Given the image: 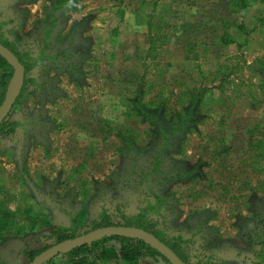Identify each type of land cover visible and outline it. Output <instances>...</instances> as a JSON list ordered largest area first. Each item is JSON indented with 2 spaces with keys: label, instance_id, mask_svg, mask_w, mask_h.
<instances>
[{
  "label": "rangeland",
  "instance_id": "374dc122",
  "mask_svg": "<svg viewBox=\"0 0 264 264\" xmlns=\"http://www.w3.org/2000/svg\"><path fill=\"white\" fill-rule=\"evenodd\" d=\"M230 2L0 0L3 40L24 60L39 59L5 116L20 125L0 132V218L21 219L0 230L9 237L0 264H27L73 219L80 233L93 231L103 210L121 225L120 215L154 205V192L165 203L147 216L148 230L187 240L179 250L187 263L256 261L264 2L244 13ZM147 102L151 119L135 109ZM15 245L19 257L8 253ZM100 253L107 264H168L125 262L117 242Z\"/></svg>",
  "mask_w": 264,
  "mask_h": 264
},
{
  "label": "trees",
  "instance_id": "16d2710c",
  "mask_svg": "<svg viewBox=\"0 0 264 264\" xmlns=\"http://www.w3.org/2000/svg\"><path fill=\"white\" fill-rule=\"evenodd\" d=\"M264 2V0H262ZM252 0H231L230 6L233 11H237L239 13H244L247 9L251 6ZM69 6L71 5L68 4ZM1 33V32H0ZM233 42V40H231ZM229 42V43H231ZM0 44L8 48L14 56L18 59V61L23 66V80L19 87L18 92L14 96V101L12 104L13 108L18 102L19 99L23 96L25 88L29 82H32L31 79L25 78V75L30 72L34 65L39 62V59H30L26 57L24 60L21 56H19L7 42H5L0 34ZM3 70V73H0V109L2 104L7 99V90L10 82L13 79V68L9 65V63L0 56V70ZM192 97V96H191ZM140 101V100H139ZM146 106H155L152 102H147L141 107L136 104L135 109H137L138 114L144 116L145 118L151 119V115L146 114L144 111ZM134 110V109H133ZM192 108L190 109V111ZM128 106V114L132 115L134 112ZM186 117L184 115H179L178 118L181 120V125L185 126L188 124L186 122ZM6 117L0 119V132L7 135H12L15 133L16 128L20 125L17 121H12L11 123H7L5 120ZM189 128V126L187 125ZM125 134V131H121ZM155 162V161H154ZM154 164V163H153ZM151 194L154 192L153 190H149ZM155 193V194H154ZM152 194V198L154 199V205L151 202H148L147 206L141 208L138 214L128 217L125 215H120V218L123 224H115L113 223L112 219L106 211L103 210L102 212V219L98 225H95L92 230L94 229H101V228H114V227H125V228H134L143 230L148 234H152L148 230V222L147 216L150 213H158L164 205V200L159 196L156 192ZM264 222V221H263ZM91 231L80 233L78 228L75 226V220H72V226L70 227H62L58 226L55 230L51 231L49 235L46 236L47 239H55V244H59L61 242L70 241L76 237L82 236L87 234ZM159 242L165 244L174 254H176L185 264L187 261L183 259L180 255V245L186 243L187 240H183L181 236L172 237L169 241H164L160 236L152 234ZM110 242H117L119 244V256L120 259L131 263V262H139L142 259L147 258H154L156 256L162 258L168 264H171L168 260H166L156 249H154L149 243L145 242L144 240L137 238V237H130V236H104L96 238L91 242H87L81 246L73 248L65 253H60L47 261L43 264H107L104 259L101 257L100 251L105 248ZM253 242L255 245H258V250L255 251L256 261L253 264H264V223H263V231L254 236ZM50 247H47L42 250L32 251L28 256V263L31 264L33 260H35L38 256L46 252ZM211 259H207L206 262L203 264H213L210 261ZM60 261V262H59ZM108 264L109 261H108Z\"/></svg>",
  "mask_w": 264,
  "mask_h": 264
},
{
  "label": "water",
  "instance_id": "95a60500",
  "mask_svg": "<svg viewBox=\"0 0 264 264\" xmlns=\"http://www.w3.org/2000/svg\"><path fill=\"white\" fill-rule=\"evenodd\" d=\"M0 56L5 59L9 65L13 68V79L11 82L14 83V87L9 92L7 90V99L2 104L0 109V119L4 118L10 111L14 96L18 92L19 87L23 80V66L14 56V54L5 46L0 44ZM10 85V84H9ZM104 236H132L137 237L145 242L149 243L154 249H156L166 260L171 264H185L176 254H174L165 244L159 242L152 235L144 232L143 230L125 227H114V228H101L93 230L87 234L76 237L70 241L61 242L52 246L46 252L38 256L31 264H43L48 259L60 254L65 253L73 248L81 246L87 242H91L99 237Z\"/></svg>",
  "mask_w": 264,
  "mask_h": 264
},
{
  "label": "crops",
  "instance_id": "0c3cea01",
  "mask_svg": "<svg viewBox=\"0 0 264 264\" xmlns=\"http://www.w3.org/2000/svg\"><path fill=\"white\" fill-rule=\"evenodd\" d=\"M1 201V200H0ZM25 219H27V220H31V218H25ZM18 220H20L21 221V219L20 218H0V230H2V229H5V230H7V232L9 233L10 232V230L13 228L14 229V226L15 225H17V222H18ZM6 232V233H7ZM11 235H14V233L13 234H11ZM5 236H7V235H5ZM4 236V237H5ZM15 236V235H14ZM3 237V238H4ZM18 239H20L19 237H18ZM7 240H9V237H7V239L4 241H2V237H0V246H1V250H4V248H5V246L8 244V242H7ZM19 244H20V242H18ZM18 246H16L15 245V247H8L7 249H9V254H10V256L13 254V253H15V255L17 256V257H19V254H18V251L16 252L14 249H18L17 248ZM16 256H14V258L16 257Z\"/></svg>",
  "mask_w": 264,
  "mask_h": 264
}]
</instances>
